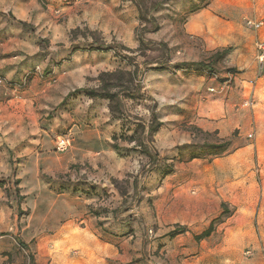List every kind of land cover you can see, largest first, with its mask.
<instances>
[{
  "label": "crops",
  "instance_id": "1",
  "mask_svg": "<svg viewBox=\"0 0 264 264\" xmlns=\"http://www.w3.org/2000/svg\"><path fill=\"white\" fill-rule=\"evenodd\" d=\"M44 1L42 8L37 0H0V77L5 80L0 84V163L23 164L16 178L26 188L23 194L34 196L32 211L43 214L37 222H28L20 237L0 235V264H29L28 253L34 264H155V257L145 260L138 252L143 237L150 254L179 259L196 244L193 236L220 215L222 193L199 185L190 197L181 186L173 185L168 197L176 172L163 174L155 164L140 173L143 157L121 153V142L113 139L121 127L110 121L109 101L76 91L97 88L98 75L120 63L112 54L77 46L78 37L72 38L71 30L86 27L104 36H131L137 25L135 6L127 0ZM200 1L179 0L177 6L189 12L184 29L191 34H206L216 17L217 0L198 6ZM242 1L246 2L233 4ZM256 3L263 6L264 0ZM56 10L62 11V22L52 20ZM228 44L219 39L210 49ZM36 67L45 75L34 72ZM193 67L173 58L160 71L144 76L143 89L160 115L162 145L171 150L161 155L162 161H172L176 147L184 143L178 125L185 117L203 131L228 138L245 115L243 105L234 107L243 102L249 84L254 82L257 100L264 97V76L240 75L225 87L226 74L209 78ZM26 74H30L26 85L12 88ZM209 88L214 91L205 92ZM45 90L47 103L36 106V96ZM256 105L264 108L259 101ZM259 108L252 115L257 128L264 123ZM65 127L74 132V138L61 155L54 152L52 137ZM244 149L236 147L222 162H231ZM77 164L84 168L56 182L62 187L59 191L39 176L41 171ZM126 179L129 186L122 194L116 184ZM133 180L139 184L136 191L141 201L124 202L134 192ZM232 221L229 217L222 224L226 232L232 229ZM148 230L153 234L147 235ZM195 252L201 251L196 248Z\"/></svg>",
  "mask_w": 264,
  "mask_h": 264
},
{
  "label": "rangeland",
  "instance_id": "2",
  "mask_svg": "<svg viewBox=\"0 0 264 264\" xmlns=\"http://www.w3.org/2000/svg\"><path fill=\"white\" fill-rule=\"evenodd\" d=\"M37 1L42 8L45 7L44 0ZM127 1L137 11L133 35L104 36L86 27L70 32L73 38L78 37L77 46L112 54L120 65L107 72L130 70L135 73L134 80L130 82L127 81V75L122 77L118 73L98 75L99 85L105 84L108 92L117 94L111 105L113 111L110 121L119 123L121 131L113 139L121 142V153L132 154L135 158L143 157L140 173L155 164L160 165L159 170L163 174L172 175L176 172L170 181L168 197H172L173 185L181 186L190 197L193 189L196 190L199 185L212 187L215 191L218 189L222 193V215L213 221L210 234L201 238L194 235L196 244L179 259L150 254L144 237L138 252L145 260L155 257V264H264V123L257 128L252 117L253 111L259 108L256 105L258 101L264 106V97L257 100L253 93L254 82L249 84L250 89L243 102L234 107L236 109L243 105L242 112L245 115L238 120L237 127L228 138H220L213 131H203L185 117L178 125L179 135L184 133V143L176 147L177 150L172 152L176 156L167 162L161 160V155L171 154V150L162 145L164 137L159 130L161 122L156 103L143 91L145 74L160 71L173 58L194 65L193 68L200 71L202 76L210 78L226 74L228 82L225 87L230 86L234 78L240 75L245 74L249 79L264 76V50L257 48L258 43H264V5H257V0L242 1L239 5L233 4L236 0H217L214 11L216 17L211 19L207 33L191 34L184 29L189 12L186 9L177 10L179 0ZM205 1L211 2L201 0L197 5L201 6ZM51 17L58 23L64 20L61 10H56ZM247 19L261 20L263 23L255 30L247 27ZM231 28L233 31H230ZM219 39H226L229 44L210 49ZM40 74L45 75L43 71ZM205 92L213 91L206 89ZM47 93L45 90L42 95L36 96V106L47 103ZM131 95L132 98L129 97ZM117 100L118 107L114 109ZM259 110L264 113V108ZM51 116L42 115V118ZM158 123L160 126L152 132L151 128ZM67 134L72 137L70 146L64 151L57 150V138ZM73 138L74 132L67 127L55 133L52 137L54 152L61 155L66 153L72 146ZM240 145L245 146V149L234 160L222 162L225 155ZM51 162L55 164L56 160L52 159ZM20 166L23 164L12 161L9 164L0 163V235L20 237L22 228L28 222H37L43 216L38 211H32L34 196L23 194L26 188H22L16 178ZM80 168L84 166L77 164L49 172L41 171L39 176L59 191L62 187L55 183L66 180L72 171L76 172ZM128 181L126 179L116 184L120 193L127 191ZM132 185L134 192L123 198L124 202L141 201L142 195L136 191L139 184L133 180ZM147 202L151 203L152 200ZM229 217L233 219L232 229L226 232L222 224ZM146 234L150 236L153 232L148 230ZM196 248L201 252L196 253ZM28 256L32 257L30 253Z\"/></svg>",
  "mask_w": 264,
  "mask_h": 264
},
{
  "label": "trees",
  "instance_id": "3",
  "mask_svg": "<svg viewBox=\"0 0 264 264\" xmlns=\"http://www.w3.org/2000/svg\"><path fill=\"white\" fill-rule=\"evenodd\" d=\"M23 25H25V23H22ZM77 29V28H76ZM74 29V30H76ZM73 38V37H72ZM115 73H118L120 76L123 77V75H127L129 78H128V82L134 80V76H135V73L128 70V71H122V70H116L114 72H105V73H101L102 76H110V75H113ZM100 81V80H99ZM107 88L108 86L105 85V84H102L101 86L99 85L97 88H81V89H78L76 91H83L87 96H89L90 98H103V99H107L109 101V110H110V113L113 111V107H111L113 101L117 98V94H113V93H110L107 91ZM144 91V90H143ZM145 92V91H144ZM146 93V92H145ZM147 95V94H146ZM130 98H132L133 96H129ZM118 107V100L115 102V106H114V109H117ZM160 126V123H158L155 127H152L151 128V131L152 132H155L157 130V128ZM227 142V141H225ZM147 154V153H146ZM148 155V154H147ZM222 215V212L220 213V215L217 217L219 218L220 216ZM216 218V219H217ZM215 220V219H214ZM213 220V221H214ZM213 221L209 224L208 228L202 232L200 235H196V238H201V237H206L210 234V231L212 230V224H213ZM180 231H183L182 228H180ZM175 232H172L171 235H173ZM29 264H34L33 262V257L29 258Z\"/></svg>",
  "mask_w": 264,
  "mask_h": 264
},
{
  "label": "built area",
  "instance_id": "4",
  "mask_svg": "<svg viewBox=\"0 0 264 264\" xmlns=\"http://www.w3.org/2000/svg\"><path fill=\"white\" fill-rule=\"evenodd\" d=\"M262 21L261 20H252V19H247L246 20V25L248 28H251V29H255L257 30L258 28L261 27L262 25ZM257 48L259 50H264V43H258L257 44ZM41 69L39 67H36L34 72L36 73H40ZM29 75L30 74H26L25 76L22 77L20 83L18 84H13L12 88L14 89H20V88H23L28 79H29ZM5 83V80L3 78L0 77V84H4ZM210 91H214L213 88H209ZM71 136L70 134H67V135H62V136H59L55 142V147L57 150L59 151H64L66 150L69 146H70V143H71Z\"/></svg>",
  "mask_w": 264,
  "mask_h": 264
}]
</instances>
